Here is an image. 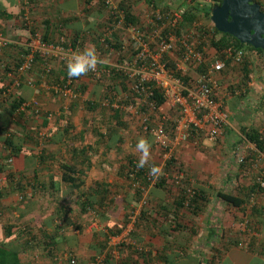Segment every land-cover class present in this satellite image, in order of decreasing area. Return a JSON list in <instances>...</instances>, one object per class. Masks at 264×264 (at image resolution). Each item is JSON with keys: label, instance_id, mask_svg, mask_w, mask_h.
Wrapping results in <instances>:
<instances>
[{"label": "crops", "instance_id": "obj_1", "mask_svg": "<svg viewBox=\"0 0 264 264\" xmlns=\"http://www.w3.org/2000/svg\"><path fill=\"white\" fill-rule=\"evenodd\" d=\"M261 1L264 3V0ZM85 4L86 0H0V49L3 50V57L9 63L8 65L14 67L20 57L21 47L30 43L28 42L29 33L25 28L26 20L32 19L41 24L44 18L52 15H78L81 18L82 29L85 30L86 19H88L84 13ZM206 9L210 8L206 7ZM92 16L94 13L89 18ZM92 19L95 20V18ZM78 24L79 22L73 26ZM207 24L209 25L208 22ZM2 67L0 66V89L8 85L11 80V74H5ZM34 73L29 77L30 81L40 82V76L36 78ZM259 76L264 80V69ZM22 81L23 84L20 87L16 84L17 81L10 84L8 87L10 94L20 95L28 103L40 98L39 106L45 112L44 115L48 112L53 114V118L52 116L48 118L49 123L41 129V133L52 136L45 141L39 139L41 143L39 142L38 146H26V151L12 157L11 172L15 174V177L11 182L7 176L8 171L0 172V188L5 191V194L6 189L8 191L0 200V211L4 216L2 221L15 222L18 226L27 225L30 232L36 236V240L41 239L43 244L44 241L53 242L54 240L57 243L56 248L52 249L54 252L52 256L44 247L33 250L27 245L22 253L25 261H32L33 264H91L98 255H101L103 259L99 264H264V218L262 216L257 218L259 219L258 232L252 233L251 235L254 236L249 237L250 240L247 243L228 246V238H240L239 233L248 229L245 225L244 230H240V227L237 228L238 231L227 230L235 224L233 217L236 221L248 222L247 218L245 220L241 216L246 213L237 207L229 206L210 196L211 201L204 214L194 215L183 209L176 215L175 207L171 206L167 192L159 187H150L149 191L143 192L142 199L137 203L133 194L134 184L126 178V173L121 174L122 170L127 169L131 159V155L122 151L123 145L119 151L113 149L106 152L104 150L106 142H104L102 146L97 147L98 151L91 148L87 152L80 151L75 155L69 152V143H75L82 149L88 143L94 144L92 146L94 147L98 143V134L95 131L98 126L93 122V128L90 127L88 130V127L92 125L91 121L87 127L83 123L77 124L74 121L68 135L62 130L56 131V126L62 124L55 120L54 115H62L68 100L64 95H52L46 81L40 84L34 82V85L27 84L23 78ZM43 85L45 88L42 87ZM262 95L264 96V92ZM5 101L3 93L0 92V139L4 134L1 127L9 125L10 122L9 108ZM231 106V121H237L234 118L237 105L235 103ZM256 106L250 117L257 112ZM44 115H40L39 121L34 119L25 124L15 123V126H12L13 130L21 133L24 128H38ZM248 115L246 113L245 117ZM87 119L95 121L96 118L91 119L88 115ZM95 122L98 124L97 119ZM228 128L230 129L228 133L235 135V132L231 131V125ZM82 131H85V136L83 135L85 138L82 137ZM227 138L228 136L226 141L209 142L214 144L213 146L217 145L210 154L194 152L191 147L192 142L179 144L177 147L180 149L177 151V147L175 148V156H182V159L188 161L193 156L199 160V157L204 154L205 160H214L219 157L218 153L229 149L233 150L227 152L231 156L237 149L234 148L235 142H232L231 146L227 145L230 144ZM198 143L200 141L195 144ZM2 153L0 148V155H3ZM73 156L78 161L77 170H86V173L76 182H70L64 178L65 169L62 167V163H69ZM185 165L188 166L189 172L194 169V164ZM209 172L212 173V178L217 179L206 182L204 187L207 189L214 191L216 188L226 186V182L230 181L228 175L230 172H221L222 177L217 172ZM223 179L226 182H223ZM101 185L106 187V198L100 200L97 196L98 201L92 208L87 205L86 210L81 209L79 203H84V198L80 200L79 194L84 191L101 193L105 189L104 187L101 189ZM139 208L140 216L144 211L148 209L149 211L144 217L138 215L140 223L135 228L136 222L130 223V214L134 212V209ZM165 208L172 209L173 214ZM230 210L239 212L241 215L232 216ZM64 223L67 226H63L61 234L55 237L57 225ZM17 229L18 227L15 231ZM26 237L23 235L15 240L22 244ZM249 242L254 246H250V243L247 247L246 244ZM20 248L23 247L20 246Z\"/></svg>", "mask_w": 264, "mask_h": 264}, {"label": "trees", "instance_id": "obj_2", "mask_svg": "<svg viewBox=\"0 0 264 264\" xmlns=\"http://www.w3.org/2000/svg\"><path fill=\"white\" fill-rule=\"evenodd\" d=\"M144 1L146 2L147 6L161 8L164 12L169 11L171 8L170 5L165 4L166 0ZM174 1L175 0H172V2ZM257 1L262 5V10H264V3L261 0ZM137 2L138 0H122L117 8L114 9L113 7L109 6L106 0H86V9L84 13L85 16H88V19H86L85 25L87 28L85 30L82 29L80 23L81 18L78 17V15H52L44 18L43 21H41V24H38L32 19L26 20L25 28L29 33L28 42L30 43L27 46L25 45L24 47H21L20 57H18V62L14 67H10V65H8L9 63H7L5 57H3V50L0 51V66H3L2 68L5 74H11V80L8 85L0 89L1 94L3 93L6 100L5 102H7L10 113L9 125H4L1 127L4 134L3 138L0 139V148L3 152V155H0V172L8 171L7 176L10 182L15 177V174L11 172L12 157L20 155V153L24 152V150L26 151V146H38L40 142L38 141L39 139L45 141L49 139V136H52L48 133H41V129L48 125V118L51 116L53 118V114L48 112L46 115H44L45 112H43L39 106L40 98H37V101H29L30 103H28V101L20 95L10 94L8 89L10 84L15 83V81L19 82L18 86L20 87L21 84H23L22 78L29 85H34L35 83L37 84L39 81H30L31 79L29 78L34 72L36 78L37 76H40L41 78L39 79L41 81L38 84L46 81L49 86H47L48 89L54 96L62 95L63 88L70 89H67V93L65 95L73 97V100L68 103L62 115H54L55 120L62 124L60 126H56V131L62 130L66 135L69 134L70 129L73 127V123L75 121L73 119L75 117L74 115L79 108V104H81L83 95H86L87 92L88 84L85 82V77L88 75L95 76L96 79H99L101 82L108 79L111 81L112 79V83L107 85L106 91H103V100H101L102 97L98 99L96 98L92 100H86L83 105L85 106L86 110L90 111V115L94 114L96 109L100 112L103 110V113L107 112L108 110L112 111L110 115L113 118H116L115 125L110 127L105 132L95 129L96 133L98 134V143L94 147H92L94 144L88 143L82 149L75 143H69L70 148L68 149L69 152H72L74 155L80 151L82 153L87 152L91 148H93L95 151H98L97 147L102 146L104 142H106V148L104 149L106 152L112 151L113 149L118 151L121 149L125 138L121 133L123 130L122 127L125 124V121H123L125 115L123 107L119 105L116 99H120L122 101V94L127 93L125 96L131 98V100H134V96H137V94H130V89L127 83L129 76L123 69H120L118 65H121V67L128 65L130 63L128 61L133 59L138 50L135 51L134 48L127 49L126 44L124 45V43L119 42V36L122 31H126L128 27L137 26L140 24L142 16L139 17L140 14L135 11L134 7ZM105 10L107 12H105ZM92 12L94 15L96 14L97 17H102L103 20H100L99 22L93 19L91 20L89 17L91 14H93ZM104 15H106L105 18ZM205 17L209 23V25L205 24V26L212 27V35L203 36L207 32V29L200 28V35L195 37L197 49L200 51L204 49V47H209L211 58L199 64L196 68H193L192 73H183L181 70H178L176 67V61H174V59L170 56L166 58L167 65L174 75L180 77L185 83L190 84L192 83L194 76H196V74L205 72L213 61L216 59H225V53L227 49L232 48L241 50L242 57L240 60H236L232 57L227 59L226 68L221 74V79L228 80L227 84L228 88L230 89V93L233 94V97L235 96L241 99V102L244 103L243 100H245L248 96L247 90L249 87L247 84L249 85L250 83V75L255 72V70L253 71V68H255L256 62L253 56H258L257 58H259V64L264 66V49H257L252 45L242 43L229 33L220 32L211 20V12L208 9H205L204 12H200L198 7H190L184 15V23L178 25L177 28L173 29V31L176 35L181 36L183 34V26L190 27L194 22H200V20L203 18L205 19ZM119 21H121V27L118 26ZM77 22H79L78 26H73ZM170 31L172 30L169 27H165L161 31V34L162 36H165ZM38 38L46 45H53L55 47L61 46L63 49H71L78 52L82 51V49H85L86 46L94 44L98 57L102 60V63L97 65L101 75L96 76L92 72H89L85 76L69 79L66 71V59L57 60L59 63L58 66L50 65L49 56L44 55L40 50L33 49L34 46H32L31 43L34 41V39ZM113 50V58H110L111 61H107L106 57L108 56V53L113 52ZM30 54H32V60L29 69H27V71L20 70V67L25 63L27 56ZM237 72H240V78H234L237 76ZM42 87L45 88V85ZM239 87H242V91L240 93L237 92ZM152 90L153 95H150L149 99L154 100L158 107L164 105L166 102V97L163 95V93L156 88H152ZM216 98L219 100L221 99L222 101L225 99V97H221V95H217ZM104 100L108 101L104 102ZM116 103L119 105L117 108L113 106V104ZM223 108L227 110L225 103L223 104ZM40 115L44 116L42 117V121L39 122L40 126L38 128H24L21 133L13 130L14 127L12 126H15V123L25 124L26 122H30L34 119L39 121L41 120ZM102 115L105 117L104 114ZM88 123L89 121L87 119L83 121V124L86 127ZM171 123L172 122L170 121L169 124ZM85 130L87 129L85 128ZM228 132H230V129H227L226 134H228ZM226 134L225 137L227 136ZM83 135L85 136V131H82V137H84ZM241 135L244 139L246 138L250 142H253L257 150H259L258 152H255L254 150H247V155L249 156L246 157L245 162L238 165L239 168H242L245 171L250 170V172L255 175L253 181H250L248 184L245 182L243 183V181L233 183V180L230 178L231 180L228 183L223 179V182H226V186L224 185L222 188H213L214 191L207 189L204 186L198 185V183L193 180V177H191L188 172H185L184 169L180 167V161L174 154L165 162L164 172H159L155 178L150 176L148 170L150 166L159 167V163L148 160L145 167L138 168L137 162L139 160L135 156H131V159L129 160L130 163L128 167H126L127 169L125 171L122 170L121 174L124 175L126 173V178L131 180V182L134 184L133 194L137 202L142 199V193H146L150 187H159L166 191L168 194V199L171 202V206L175 207V212L172 211V209L165 208V210H168L171 212V214L174 212V214L177 215L178 211L183 209L192 212L194 215L204 214L209 207V202L211 201L210 196H213L215 199L226 203L229 206L237 207L240 210H243L246 213L243 214L245 216V220L246 218L248 219V222H246L248 229L239 233L240 238H228V246L243 245L245 242L247 243V241L250 240L249 237L254 236L251 235L252 233L258 232L259 229L257 228V222H259V219L257 218L261 216L264 218V204L262 202L264 201V187L262 186L259 179L261 177L264 180V167H261L258 170L259 172L256 174L255 171H252V169L248 167L249 164L247 163V160H249L251 156L254 157L257 156V153L264 152V131H262L261 127L257 126H242ZM148 136L149 137L146 139L148 143L151 146H155L154 135L150 134ZM199 139L201 142L202 139ZM238 148L239 147L236 146L235 149L238 150ZM77 163L78 161L75 156L70 158L69 163H62V167L65 169L64 178L66 180L70 182H76L77 180L81 179L83 174L86 173V170H77ZM177 164L179 166V170L183 172L184 176L179 171V175L177 178H175V175L173 176L172 174V170L175 166H177ZM236 176H241V174L238 173ZM229 183L231 185L233 184L230 188L227 187V184ZM17 187L20 189V185ZM103 187L104 186L101 185V189ZM104 188L105 189H103L101 193L97 191L81 192L79 194V199L81 200V198H84V203H79L81 209L86 210L85 207L87 205L92 208L93 205L97 203L98 197L100 200L105 199L107 192L106 187ZM7 192L8 191L6 189V194ZM6 194L5 191L0 188V200L5 197ZM262 197L263 200L260 201ZM251 202H254V204L251 205ZM145 206L146 205H144V207ZM246 209H248V211H245ZM147 211L148 210L144 211L141 216L144 217ZM134 212L132 211L130 215L132 216ZM138 215L136 216L139 217ZM3 217L4 216H2V212L0 211V264H33L32 261H25L22 255L24 249L26 250L27 245L33 250H35L37 247H44L46 250L48 249L47 251L49 255H54L52 249L56 248L57 243L55 240L53 242L44 241L43 244L41 239L36 240V236L30 232V228L27 225L18 226L15 222L4 223L2 221ZM127 219L129 218L127 217ZM63 226L65 227L67 224L64 223L63 225H57V231L54 232L55 237L61 234ZM17 227L18 229L15 231ZM23 235L27 236L25 241L22 243L24 246L20 242L17 243L15 240L17 237H21ZM14 236L16 237L14 238ZM251 242L246 244V246L249 247ZM20 246L23 248H20ZM250 246L253 247V243H251Z\"/></svg>", "mask_w": 264, "mask_h": 264}, {"label": "built area", "instance_id": "obj_3", "mask_svg": "<svg viewBox=\"0 0 264 264\" xmlns=\"http://www.w3.org/2000/svg\"><path fill=\"white\" fill-rule=\"evenodd\" d=\"M205 1L212 3L211 0ZM193 2L187 0V4H193L191 6L193 8L198 7L200 12L206 9L202 4H198L200 2L195 4ZM186 12L187 8L181 4L177 7L171 6L170 10L166 12L155 6H146L140 24L127 29L131 33V37L126 47L138 51L133 59L128 61L130 62L128 65L125 67L118 65L129 76L127 83L130 94H137L134 99L137 100V105H141L139 117L142 129L144 132L154 135L156 147L163 153L165 160L172 157L176 145L190 142L195 144L200 140L199 138L213 143L225 138L226 131L231 125L229 113L223 108L224 102L217 99L216 96L222 93L221 74L226 68L227 59L232 57L240 60L242 57L241 50L227 49L225 59H216L205 72L193 75L194 78L190 84L174 75L166 62V58L169 56L176 61L177 69L183 73H192L193 68L211 58L209 47H204L199 51L196 42V37L200 35V28L207 29L203 36L212 35L211 26H205L200 21L194 22L190 27L183 26L181 36L176 35L173 31L178 25L184 23ZM165 27H169L172 31L162 36L161 31ZM36 42L39 47L44 48V51L52 50L57 53V56L62 60L74 52L71 49H63L61 46L46 45L39 38L36 39ZM31 60L32 54L27 56L20 70L27 71ZM91 72L96 76L101 75L98 66L95 71ZM16 84L19 85V82L17 81ZM152 88L159 89L166 97L164 105L158 107L154 100L149 99L150 95H153ZM113 105L115 108L119 106L117 103ZM166 106L175 114L173 117L170 118L164 114L163 109ZM170 121L171 124H169ZM245 140L246 146L249 148H246V151H259L253 142L246 138ZM241 150L240 148L237 150L236 159L239 164L245 162L247 157ZM258 154L261 155L262 152ZM152 167L150 166L149 170ZM158 168L160 169V167ZM158 173L150 176L155 178ZM259 179L264 187L263 178ZM102 259L101 255L97 256L91 264H99Z\"/></svg>", "mask_w": 264, "mask_h": 264}, {"label": "rangeland", "instance_id": "obj_4", "mask_svg": "<svg viewBox=\"0 0 264 264\" xmlns=\"http://www.w3.org/2000/svg\"><path fill=\"white\" fill-rule=\"evenodd\" d=\"M94 1H97V0H94ZM106 1L109 4V6L117 7L122 0H106ZM192 2H193V0H192ZM198 2H200V3H198ZM193 3L194 4L195 3L202 4L203 8L204 7H208V8L212 7V5H211L212 3H209L205 0H195ZM165 4L170 5V6L174 5V7H177V5L181 4L184 7H186L187 10L191 6H193V4L192 5L187 4V0H175L174 2H172V0H166ZM146 6L147 5H146V2L144 0H138V2L135 4V6H134L135 11L140 14L139 17H141L144 14V10H145ZM105 12H107V11L105 10ZM105 16L106 15H104V18H105ZM92 18H95V20L98 22L100 20H103L102 17H99V16L97 17L96 14L94 16H92ZM92 18H90V19L92 20ZM200 21L203 24H207L206 17H205V19L203 18ZM118 26L121 27V24ZM120 27H117V28H120ZM123 31L119 36L120 37L119 42L124 43V45L125 44L128 45L127 43L130 40L131 33H129L128 30H126L124 32ZM31 44H32V46H34L33 49L40 50L43 52L44 55L49 56V58H50L49 64L50 65H55V66L59 65L57 60H59L60 57L57 56V53L53 52L52 50L44 51L43 50L44 48H41L38 46L36 39H34V42H32ZM87 47H95V45L93 44V45L86 46V48ZM82 50H84V49H82ZM62 56L64 57V54H62ZM113 56H114V50H113V52L108 53L106 60L111 61L110 58H113ZM253 57H254V60L256 62V66H255V68H253V71L255 70V72L250 75V77H251V80H249L250 84L249 85L247 84V86L249 87L247 90L248 96L245 100H243L244 101L243 104H240L242 101L241 99H239L235 96L233 97V94L230 93V89L228 88V84H227L228 80L227 79H221V84H222L221 97H225L223 102L225 103V107L227 108V111L229 113L230 124L232 126L231 131L235 132V135H236L235 136L233 133L226 134L228 136L227 142H230V144H227V145L231 146L232 145L231 143L235 142L236 146L238 144V147L240 149H242L241 152L246 154V156H249V155H247V151H246L247 142L241 135V127L244 125L245 126H251L252 125V126L261 127L262 131H264V96L262 95L264 92V80H262L261 76H259V74L262 73L264 66L262 64H259V58H257L258 56L257 57L253 56ZM109 63H111V62H109ZM236 75L237 76H235L234 78H236V77L240 78V72H237ZM83 80H84V78H83ZM112 81H113L112 79H111V81L108 79L105 81L103 80V82H101L99 79H96L95 76H91V75H88L85 77V82H87V84H88L87 92H86V95H83V97L81 99V104H79V108L74 115L75 117L73 118L77 124L78 123L82 124L83 121L86 120L88 118V115H89V117L91 119H92V117H94V119L96 118L98 124L95 122L96 119H95V121L87 119L88 121L92 122V125L88 127V130L90 129V127L93 128L94 123H95L94 125L98 126V128H96V129H99L100 131H103V132H105L110 127L115 125L116 118H113L110 115L112 113V111L108 110L107 112L103 113V110L100 112L96 109L94 111L95 113L93 112L94 114L90 115L89 114L90 111L86 110L85 106L83 105L86 100H92V99H96V98L98 99L101 97H102L101 100H103L104 99L103 91H106L107 85L112 83ZM65 89L66 88H63L64 94H62V95H64V97L68 100V103H70V101L73 100V97L65 95ZM243 89H245V88H243ZM241 91H242V87H239L237 92L240 93ZM78 94H79V92H78ZM126 94L127 93L122 94V101L120 99H116V101L119 103V105L123 107L124 115H125L123 118V121H125V124L122 127L123 130L121 132L125 137L123 147H122V151L124 153L131 155V156L137 157L139 160L141 158V153L136 149V143H137L138 139H140V138L147 139L149 137L148 135H150L151 133H146L142 129L141 119L139 117L141 105L140 106L137 105L136 99L131 100V98L126 97L125 96ZM107 101L108 100H104V102H107ZM227 102H229V103H227ZM235 103L237 105L236 106L237 109L235 107L236 113L234 115V118L237 121H233V120L231 121V115L230 114L232 113V110L230 109V107H232L231 105L235 104ZM259 105H260V107H258ZM254 106H256L257 107L256 109H258V110L255 114H252V117H250L251 116L250 114L254 110ZM163 110H164V114H166L170 118L175 115L174 113H172V111L167 106L164 107ZM240 111H242V113ZM96 113H98V114H96ZM246 113L249 114L247 117H245ZM102 114H104L105 117H103ZM260 117H262V118H260ZM154 119H156V117H154ZM244 119H246L245 122H243ZM93 131H94V129H93ZM223 140H225V139H223ZM213 145L214 144L209 143L206 140H204L198 144L191 143V147L193 148L194 152L195 151H197V152L201 151V152H205V154L207 152L210 154L215 150V147H217V145L216 146H213ZM227 145H225V146L227 147ZM236 146L234 148H236ZM176 147H177V145L174 147V153H173L174 155H176V152H175ZM211 148L213 150H211ZM179 149L180 148L177 147V151H179ZM247 149H249V148H247ZM229 151H233V150L229 149L226 152L224 151L222 153H218L219 157H216L214 160H211V159L205 160L204 154H202L199 157V160H197L196 157L193 155H192L193 158H189L188 161L185 159H182V156H177V157L180 161V167H182L185 172H189V168L185 164H188V165L194 164L193 165L194 169L191 172H189V174L191 177H193V180L196 181L198 183V185H201V186H204L206 184V182H208V181H215V179H217L216 177L212 178V176H211L212 173H210L209 171L217 172V174H220V177H222L221 172H225V171L230 172L228 175L233 180V183L243 181V183L245 182L246 184H248L250 181H253V178L255 175L252 172H250V170L245 171L242 168H239V166H238L239 163L237 162V159H236V157L238 155L237 154L238 151L235 150V152L231 156L227 153ZM241 152L239 151V153H241ZM148 160H152L154 162L159 163L160 172H164V163L167 160H165L163 158V153L157 149L156 144H155V146L153 145L150 147L149 156H148L147 161ZM192 162H194V163H192ZM247 163L249 164L248 167H250L252 169V171H255L257 174L259 172L258 170L261 167H264V152H262L261 155L258 154L257 156H254V157L251 156ZM179 171H180L179 166L177 164V166H175L174 169L172 170V174H173V176L175 175V178H177V176L179 175ZM238 173H240L241 176H236V175H238ZM181 174H183V172H181ZM207 174L209 176H207ZM243 175L245 176V178ZM183 176H184V174H183ZM232 185L229 183V184H227V187L230 188ZM147 191H149V190H147ZM262 200H263V197H262V199H260V201H262ZM262 202L264 204V201H262ZM137 203H135V205ZM250 204L252 205V204H254V202H251ZM134 210H135V212L132 214V216L130 218V223L136 222L134 224V227L136 228V226L140 223V221H139L140 218L137 217L136 215H138L141 210H140V208L134 209ZM148 211H149V209H148ZM240 211L244 212L243 210H240ZM245 211H248V209H246ZM230 213L232 214V216L241 215L239 212H233L232 210H230ZM241 216H243L245 218L244 215H241ZM233 219L235 220L234 221L235 224L233 226H230V228H228L227 230L228 231H230L232 229L237 230V228H239V227H240V230H244L246 222H244L243 220L236 221V219L234 217H233ZM242 221H243V223L240 224ZM238 224H240V226Z\"/></svg>", "mask_w": 264, "mask_h": 264}, {"label": "water", "instance_id": "obj_5", "mask_svg": "<svg viewBox=\"0 0 264 264\" xmlns=\"http://www.w3.org/2000/svg\"><path fill=\"white\" fill-rule=\"evenodd\" d=\"M211 1V20L220 32L264 49V10L257 0Z\"/></svg>", "mask_w": 264, "mask_h": 264}, {"label": "clouds", "instance_id": "obj_6", "mask_svg": "<svg viewBox=\"0 0 264 264\" xmlns=\"http://www.w3.org/2000/svg\"><path fill=\"white\" fill-rule=\"evenodd\" d=\"M212 5H214L213 2ZM99 63H102V60L98 57L95 47H87L82 51L73 52L66 57L67 76L69 79L85 76L89 72L95 71ZM150 147L151 145L146 139H138L136 143V149L141 153V158L137 162L138 168L145 167L149 156ZM159 171L160 169L158 167L153 166L149 170V174L155 175Z\"/></svg>", "mask_w": 264, "mask_h": 264}, {"label": "flooded vegetation", "instance_id": "obj_7", "mask_svg": "<svg viewBox=\"0 0 264 264\" xmlns=\"http://www.w3.org/2000/svg\"><path fill=\"white\" fill-rule=\"evenodd\" d=\"M214 4V3H213Z\"/></svg>", "mask_w": 264, "mask_h": 264}]
</instances>
